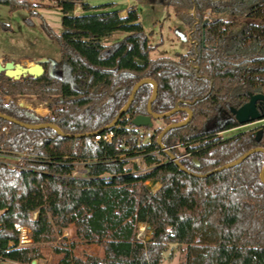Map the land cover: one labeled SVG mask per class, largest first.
<instances>
[{"label":"trees","instance_id":"16d2710c","mask_svg":"<svg viewBox=\"0 0 264 264\" xmlns=\"http://www.w3.org/2000/svg\"><path fill=\"white\" fill-rule=\"evenodd\" d=\"M151 1L173 8L193 30L194 44L177 60L151 59L136 7L120 16V10H111L112 4L92 7L80 0H59L60 34L45 24L42 28L56 42L60 64L48 60L39 78L14 81L0 73L1 114L30 125L53 124L65 135L114 134L111 144H96L94 137L28 131L0 119V151L35 158L22 171L0 163V263L30 264L39 257V245H53L73 227L77 240L97 245L103 257L77 258L71 243L53 248L61 257L58 264H162L173 245L182 247L180 264H264L263 154L212 173L264 147V135L257 142L255 130L218 137L239 127L233 112L250 95L264 94V0ZM0 6L9 11L31 9L23 0H0ZM117 32L126 36L103 45ZM143 79L157 85L154 114L176 106L192 114L187 124L162 138L166 148H183L182 154L178 148L170 153L176 158L187 155L179 160L186 172L163 152L162 164L146 156V164L155 168L140 177L129 175L118 160L122 154L159 151L156 139L161 131L187 118L179 111L161 120V127L143 129L153 131L150 144L144 145L131 121L147 114L152 86H141L116 126L104 130ZM25 96L47 104L49 114L40 117L21 108L15 100ZM76 161L89 162L86 179L70 178V164ZM147 182L159 188L152 192ZM14 225L29 231L30 246L18 247ZM142 226L150 233L146 239L144 234L139 237Z\"/></svg>","mask_w":264,"mask_h":264},{"label":"rangeland","instance_id":"374dc122","mask_svg":"<svg viewBox=\"0 0 264 264\" xmlns=\"http://www.w3.org/2000/svg\"><path fill=\"white\" fill-rule=\"evenodd\" d=\"M30 6V10L9 11L7 7L0 6V58L7 57L10 61L19 63L25 67L32 66L40 59L53 61L55 65L60 64V52L55 41L49 39L42 28V24L47 25L56 35L60 34V11L56 6L59 0H23ZM92 7L112 4L111 10L127 9L131 6L136 7L140 17V23L143 26L144 33L148 37L151 47L150 57L156 59L166 57L177 60L179 55L185 54L188 44L183 43L175 34V29H181V33L187 36L188 43L191 42L190 28L186 27L175 15L173 8L153 4L151 0H80ZM121 12H124L122 10ZM77 13V12H76ZM188 14V12H182ZM126 12H124V15ZM191 14L194 16V12ZM223 17V16H222ZM236 22L241 23V20ZM181 24L182 27H179ZM240 29L239 27L237 30ZM175 31V33H174ZM126 34L117 32L102 41L103 45H112ZM191 44V43H189ZM189 50V49H188ZM12 59V60H11ZM3 64L6 63L2 61ZM9 102L10 100H6ZM16 103L24 109L31 110L40 117L47 116L48 107L45 103H40L34 96L20 97L15 100ZM7 104V103H6ZM264 122L245 125L230 131L219 133L218 137L225 139L240 132L254 130ZM160 121L153 122V129L161 127ZM144 132V130H142ZM183 148H178V153L182 154ZM150 190L155 192L159 185L148 183ZM140 228H143L140 227ZM140 237L146 239L150 233L140 230ZM71 243L75 244L73 254L77 258H85L87 255L98 258L103 257L100 247L94 244H85L75 237L73 227L64 230L62 236L58 237L53 245L42 244L38 246V263L58 264L60 256L53 252L54 247H68ZM182 247L170 246L163 256L162 264H180L182 261ZM0 264H16L8 261Z\"/></svg>","mask_w":264,"mask_h":264},{"label":"water","instance_id":"95a60500","mask_svg":"<svg viewBox=\"0 0 264 264\" xmlns=\"http://www.w3.org/2000/svg\"><path fill=\"white\" fill-rule=\"evenodd\" d=\"M207 22V21H205ZM48 60L47 59H40L38 61H36L35 64H33L32 66L29 67H25L19 63H14V62H6L4 64H0V73H4L5 77L12 79L14 81L19 80L20 78H24L27 76L33 77V78H39L43 75L44 73V69H43V64L47 63ZM148 84L150 86H152V95L149 99V101L147 102V106H146V115L145 116H137L135 117L132 121L131 124L136 128V129H153V122L155 121H161L165 118H170L172 117L175 113L179 112V111H184L187 114V118L185 119V121L182 122H178V123H174V124H170L168 126H166L161 133L157 136L156 142L157 145L159 147V149L168 157V159L170 160V162L174 163L181 171L186 172V170L181 166L179 159L174 157L170 151H168L166 149V147L164 146V144L162 143V138L163 136L170 130L181 127L185 124H187L190 119H191V112L189 109L187 108H179V107H175L173 110L164 113V114H154L151 111V105L153 104V102L156 99L157 96V85L154 81L150 80V79H143L140 80L139 82H137L134 87L132 88V91L129 95V98L127 100V103L120 109V111L118 112L117 116L115 117V119L107 126L105 127L104 130H109L112 129L116 126L117 122L119 121V119L127 112V110L129 109L132 101L134 100V97L138 91V89L145 85ZM120 90H116L110 97L109 101L112 100L114 98V96L119 92ZM257 103H263L264 104V94H255V95H250L249 96V101L243 105L241 108L235 110L233 112L234 114V118L236 120V122L238 123V125L240 127L245 126V125H249V124H254V123H261L264 122V106L263 108H260L257 106ZM0 119L4 120L6 122H9L11 124H14L16 126H19L25 130L28 131H39V130H44V129H50L52 131H54L58 136L60 137H65V138H82V137H94L95 134H86V135H65L63 134L58 127H56L53 124H49V123H45V124H41V125H30V124H25L22 123L20 121H17L7 115L1 114L0 113ZM102 132V131H100ZM264 135V129L263 128H259L256 132H255V140L257 142H259L262 138V136ZM255 153H261L264 156V147L263 148H255V149H251L249 151H247L246 153H244L241 157H239L237 160L224 165L216 170H214L212 173H217V172H221L223 170H227V169H231L234 167H237L238 165H240L243 161H245L248 157H250L251 155L255 154ZM195 164L197 165L198 163L195 162ZM206 174L203 176H197L199 178H203V177H207L208 175L212 174ZM260 181L264 184V166L260 172Z\"/></svg>","mask_w":264,"mask_h":264},{"label":"built area","instance_id":"2783aa9c","mask_svg":"<svg viewBox=\"0 0 264 264\" xmlns=\"http://www.w3.org/2000/svg\"><path fill=\"white\" fill-rule=\"evenodd\" d=\"M194 43V42H192ZM3 59L0 58V64H3ZM6 100H10V98H6L4 103H8ZM47 114H49V111H47ZM4 130V129H2ZM139 129L138 134L139 136L143 137V144L149 145L151 142V139L153 138V131ZM114 139L113 132H106V133H96L94 136V143L104 142L106 144H111L112 140ZM140 141V138L138 139ZM180 145L175 147L166 148L168 151H170L173 148H179ZM144 152V151H143ZM161 150L154 151L151 153L146 154H138L134 156H127V154H122L118 157V160H120L122 163L125 164V169L127 170L128 174L134 177H140L144 176L146 174H149L154 168L155 165H147L145 162L146 156H152L155 157L160 164L164 162L163 158L160 155ZM187 155H182L178 157V159H182L186 157ZM35 161V158L32 155L25 154V153H12V152H6V151H0V163L4 164L7 168L15 171H22L26 169L25 164L28 162ZM89 162H72L70 164L71 166V173L70 178L74 179H86L87 178V170L86 165H88ZM147 186L148 182L146 183ZM36 214H33V218H35ZM15 230L19 234V242L18 247H28L32 244L30 237H29V231L19 225H14ZM140 230L144 231V228H140ZM140 231H139V237H140ZM30 264H42L38 263L37 260H33Z\"/></svg>","mask_w":264,"mask_h":264},{"label":"crops","instance_id":"0c3cea01","mask_svg":"<svg viewBox=\"0 0 264 264\" xmlns=\"http://www.w3.org/2000/svg\"><path fill=\"white\" fill-rule=\"evenodd\" d=\"M122 10H124V12H125V9H121L120 11H122ZM77 12V14H79L80 12H81V10L79 9V8H77L76 10H75V13ZM124 12H120V16H124ZM179 27H182L181 26V24L179 25ZM177 32L175 33V31H174V33L178 36V39H180L183 43H186V44H188V48H187V51H188V49H189V47H190V44L188 43V41H187V36L186 35H184V34H182L181 33V29H175ZM113 35V34H112ZM186 51V52H187ZM186 52H184V53H186ZM159 58H161V57H159ZM2 59H3V57H2ZM12 60V59H11ZM10 61V60H9Z\"/></svg>","mask_w":264,"mask_h":264},{"label":"flooded vegetation","instance_id":"af4514ba","mask_svg":"<svg viewBox=\"0 0 264 264\" xmlns=\"http://www.w3.org/2000/svg\"><path fill=\"white\" fill-rule=\"evenodd\" d=\"M192 32H193V30L191 31V33H192ZM191 33H190V35H191ZM192 42H193V41L189 42V43H191L190 45L194 44V43H192ZM257 106L260 107V108H263L264 104H263V103H257ZM239 127H240V126H239ZM259 128H263V129H264V123H263L262 125H260L259 127H257L256 129H254L255 132H256ZM255 137H256V136H255Z\"/></svg>","mask_w":264,"mask_h":264}]
</instances>
